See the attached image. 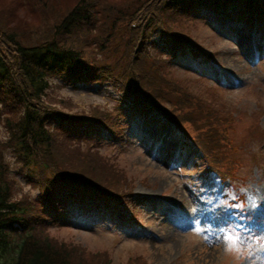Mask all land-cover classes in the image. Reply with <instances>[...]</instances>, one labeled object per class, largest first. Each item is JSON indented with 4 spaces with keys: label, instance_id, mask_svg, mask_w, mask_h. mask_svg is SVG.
I'll list each match as a JSON object with an SVG mask.
<instances>
[{
    "label": "rangeland",
    "instance_id": "1",
    "mask_svg": "<svg viewBox=\"0 0 264 264\" xmlns=\"http://www.w3.org/2000/svg\"><path fill=\"white\" fill-rule=\"evenodd\" d=\"M77 1L0 0V25L4 21L17 27L21 25L22 31L29 34L28 40L35 41L46 34L47 24L60 21ZM99 1L107 2L106 7H112L113 13L119 10V14L108 20L105 14L99 13L90 23L91 30L71 32L66 38L81 44V54L90 63L114 66L124 55L131 57L129 54L133 53L141 34L138 25L152 17L154 11L143 6L146 0ZM259 6L264 9V5ZM10 8L25 14L27 20L17 17ZM134 11H139L141 18L143 14L146 17L129 23L126 19ZM261 14L262 10L256 18L260 22L259 32L254 31V24L227 21L223 25L216 19L205 18L209 13L201 7L190 10L188 15L168 17L171 30L187 34L209 57L205 62H198L190 53L178 52L173 62L159 59L163 64L159 75L182 83L194 95L192 103L179 106L183 116L192 115L186 123L191 131L202 135L209 124L203 115L191 114L196 108L195 100H205L207 107L219 115L211 118L221 125L222 148L211 155L218 156V162L212 163L210 158L208 161L242 184L240 189L246 194L247 209L253 211L251 222L258 215L264 216V25ZM109 32L110 42L100 43ZM130 41L132 46L128 49ZM149 59L158 62L153 56ZM53 87L51 97L46 100L60 113L94 114L102 119L115 115L118 93L107 84ZM159 92L164 99L162 104L167 106L173 102L171 106L175 108L177 98L171 89L163 86ZM151 118L156 122L147 127L132 124L130 136L123 142L116 139L93 143L86 138L57 137L58 152L62 156L65 154L73 161L96 168L94 174L103 179L117 180L119 186L113 190L129 192L120 193V202L124 205L129 196L133 202L123 219L110 220L111 217L103 216L102 220H94L78 215L73 222H50L40 233L81 249L85 264H229L225 246L244 249L245 264H264V224L260 220L253 223L261 227L255 233L245 226L240 234H233L224 224L225 217L214 219L212 214H206L205 208H216L221 200L225 201L221 209L234 206L230 199L236 197V190L226 189L214 174L205 177L201 169L203 153L191 144L184 147L181 133L164 123L158 111L152 112ZM136 127L138 132L133 136L132 130ZM4 134L0 126V135ZM177 141L183 151L174 154L172 146ZM202 146L209 152L208 142ZM6 154L10 156L8 151ZM20 182L27 194L36 193L37 188L26 183L23 177ZM114 204L113 199L106 207L115 210ZM193 207L197 208L196 212H192Z\"/></svg>",
    "mask_w": 264,
    "mask_h": 264
},
{
    "label": "trees",
    "instance_id": "2",
    "mask_svg": "<svg viewBox=\"0 0 264 264\" xmlns=\"http://www.w3.org/2000/svg\"><path fill=\"white\" fill-rule=\"evenodd\" d=\"M156 2L146 0L143 6L154 14L138 25L141 34L133 53L129 54L131 57L124 55L116 60L114 66L90 63L81 54V44L66 38L68 33L86 32L92 28L90 23L99 13L105 14L108 20L118 15L120 11L113 13L112 7H106L107 2L78 0L60 21L47 24L46 34L35 41L28 40L29 34L23 32L21 25L17 27V24L13 26L5 21L0 25V126L8 135L6 141L0 140V264H85L81 249L60 243L48 234L42 235L41 229L50 222H73L79 216L94 220H102L104 216L114 220V217L123 219L124 213L127 214L125 204L129 206L132 199L123 205L119 197L120 193L129 192H115L113 189L119 186L117 180L103 179L94 174L96 168L73 161L65 154L62 156L56 143L59 136L86 138L93 143L115 142L116 139L123 142L126 136H130L134 122L136 126L155 122L151 112L158 108L166 121L171 122L187 141L191 140L203 153L202 164H209V158L212 163L218 162V156L211 155L214 150L218 152L222 148L224 136L222 130L219 131L221 125L215 123L211 115H219L207 107L205 100H195L196 108L191 114L203 115L209 124L202 135L199 131H191L186 123L192 115L189 118L183 116L179 106L192 103L194 95L182 83L159 75L163 65L161 60L169 63L178 52H188L195 60L209 55L195 46L187 34L171 30L168 17L188 15L190 10L201 7L209 13L205 18L216 19L220 24L229 21L252 26L256 22L260 24L256 18L262 10L260 17L264 25V9L259 6L264 5V0ZM258 8L261 10H256ZM10 11L17 17L25 16L15 8H10ZM131 15L126 19L129 23L146 17L143 14L141 18L139 11ZM111 36L109 32L100 43L108 44ZM131 43H128V49ZM151 56L158 62L149 59ZM77 81L112 87L119 94L120 101L114 117L108 115L102 119L94 114L68 116L46 100L52 95L53 85H70ZM163 86L170 88L177 98L175 108L171 106L173 102L167 106L162 104L164 99L159 91ZM137 132L136 127L132 135ZM203 142L210 144L209 152L202 146ZM210 165L223 176L230 175ZM20 177L37 188L33 196L21 187ZM113 199L115 210L106 207L113 203Z\"/></svg>",
    "mask_w": 264,
    "mask_h": 264
},
{
    "label": "snow or ice",
    "instance_id": "3",
    "mask_svg": "<svg viewBox=\"0 0 264 264\" xmlns=\"http://www.w3.org/2000/svg\"><path fill=\"white\" fill-rule=\"evenodd\" d=\"M172 151L174 154H178V153H182L183 151V146L182 144L177 141L173 146H172ZM233 199H236L235 197H233ZM262 203H264V201H262ZM225 204V201L221 200L219 202V204L216 206V208H205L204 209V212L207 214V213H210L212 214V217L214 219H219L221 218L222 215H227V207H225L224 209H221L220 208V205H224ZM239 207V205H237ZM241 209H243L244 207H240ZM256 209V206H255V203H253V210ZM197 211V208L196 207H193L192 208V212H196ZM252 211H249V213H251Z\"/></svg>",
    "mask_w": 264,
    "mask_h": 264
},
{
    "label": "clouds",
    "instance_id": "4",
    "mask_svg": "<svg viewBox=\"0 0 264 264\" xmlns=\"http://www.w3.org/2000/svg\"><path fill=\"white\" fill-rule=\"evenodd\" d=\"M8 135H0V140H7ZM240 191H244L243 188L240 189ZM239 207H244V204L241 203ZM250 247V246H249ZM224 254L228 257H230L229 264H245L247 259V252L244 251V249L237 250L231 246H225L224 248Z\"/></svg>",
    "mask_w": 264,
    "mask_h": 264
},
{
    "label": "bare ground",
    "instance_id": "5",
    "mask_svg": "<svg viewBox=\"0 0 264 264\" xmlns=\"http://www.w3.org/2000/svg\"><path fill=\"white\" fill-rule=\"evenodd\" d=\"M146 106V105H145Z\"/></svg>",
    "mask_w": 264,
    "mask_h": 264
}]
</instances>
